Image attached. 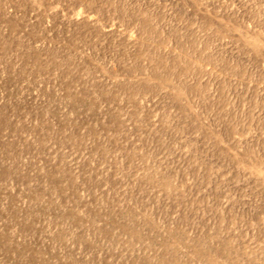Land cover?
Masks as SVG:
<instances>
[{
  "label": "rangeland",
  "instance_id": "1",
  "mask_svg": "<svg viewBox=\"0 0 264 264\" xmlns=\"http://www.w3.org/2000/svg\"><path fill=\"white\" fill-rule=\"evenodd\" d=\"M0 264H264V0H0Z\"/></svg>",
  "mask_w": 264,
  "mask_h": 264
}]
</instances>
